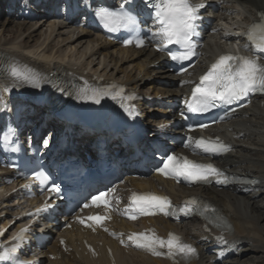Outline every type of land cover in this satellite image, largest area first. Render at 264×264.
<instances>
[{
  "label": "bare ground",
  "instance_id": "obj_1",
  "mask_svg": "<svg viewBox=\"0 0 264 264\" xmlns=\"http://www.w3.org/2000/svg\"><path fill=\"white\" fill-rule=\"evenodd\" d=\"M27 1L29 0H0V90L13 79L8 75L10 66L18 65L22 70L35 73L39 81H52L63 78L62 76L65 78L72 73V78L76 80H80V76H85L82 78L86 79L97 76L105 80L119 81L131 89L140 88V91H143L140 85L149 79L148 84L153 87L147 91L159 93L172 103L181 96L182 91L165 88L175 87L176 78L164 69L162 57L147 50L119 49L103 41L92 31L72 28L54 20L52 22L45 16L43 18L46 19L41 18V21H47L46 24H49V37L52 38L50 41L46 32L39 31L41 27L37 26V22L41 21L29 20ZM233 4L243 7V21L255 16L256 10L264 9V0H235ZM34 6H38V3ZM224 9L233 10L234 6ZM35 36L46 37L48 41L39 44L36 40L31 45ZM59 38L62 39L60 44ZM72 45H75L73 50L76 54L83 56L82 60L75 61L74 55H67L66 51ZM207 46L210 50L216 47L215 36L208 37ZM155 62L159 64L158 70L150 68ZM156 81L162 82L159 84L161 87L154 86ZM147 91L143 93L147 94ZM3 103L4 107L1 106ZM8 103L0 93L1 110H4ZM148 113L155 120L161 119V115L167 116L166 111L157 114L155 110H151ZM148 123L150 125L154 122L149 120ZM219 134L231 144L235 152L222 159L221 166L235 174L251 177L256 183L253 187L242 186L231 191L219 192L208 188L195 191L227 215L232 226V232L224 237L228 245L222 247L221 241L213 242L200 231L195 222L194 225L189 222L186 226L173 228L181 232L198 249L200 259L194 264H264V108H260L257 103L242 111ZM5 175V172L0 174V184ZM134 185L154 186L152 181L135 182ZM160 185L175 199L185 193V189L175 188L165 182ZM9 190L0 188V225L3 226L12 220V216L22 206L19 201H15L18 200L16 194L7 195ZM152 222L160 230L171 227L161 219ZM118 256L120 264H167L161 260L150 259L142 253H132L130 258H127L119 252ZM45 257L47 258V255Z\"/></svg>",
  "mask_w": 264,
  "mask_h": 264
},
{
  "label": "snow or ice",
  "instance_id": "obj_2",
  "mask_svg": "<svg viewBox=\"0 0 264 264\" xmlns=\"http://www.w3.org/2000/svg\"><path fill=\"white\" fill-rule=\"evenodd\" d=\"M129 7L124 4L119 9H111L106 6H99L94 11L95 18L110 32L126 30L129 33H136L139 29V19L131 10V0H125ZM146 6L151 9L149 18L155 27V31L149 32L151 39L158 42V51H168L169 56L174 61H184L195 55V44L193 37L198 35L201 19L199 12L204 5H193L191 0H145ZM247 39L251 42L255 52L251 56H238L226 54L220 56L208 69L206 74L200 78L199 84L195 86L192 92V100L188 102L189 112H204L211 108L221 105H232L248 97L251 93H264V13L260 14V22L252 24L247 32ZM124 43L131 44L133 40H125ZM137 47L144 45V39L137 36L135 41ZM169 45L179 46L182 49L179 54L168 48ZM245 49L248 46L245 45ZM8 75L17 83L29 84L32 87H39L38 76L31 70H22L18 65L10 66ZM108 88H81L78 98L91 101L95 104H101L105 98L113 101L119 100L120 107L124 108L129 115L133 114L131 106H125L122 97L123 90H116V86ZM10 89L5 86L4 91ZM135 97H128L134 99ZM207 127V125H202ZM48 140H44L47 146ZM187 147V145H185ZM197 148L203 153L219 154L228 151V147L217 141H205L200 139L196 142ZM165 176L183 177L192 183H212L227 184L237 178L228 177L225 173L215 168L212 164H201L188 160L186 157H177L168 155L163 160V166L157 169ZM43 176V173H38ZM255 183L254 181H247ZM54 191H59L58 186H54ZM105 193H100L92 198V203L97 204L102 201L107 207V200H104ZM133 204L132 212L140 215H149L163 213L165 216L177 217L180 214L189 215L194 208L191 207L199 203L196 199L186 201L183 207L175 208L167 197H160L152 193L136 194L130 197ZM88 205H85L87 207ZM47 207L43 211H47ZM209 210L204 206L201 215ZM214 211V210H213ZM130 218L135 219L136 215ZM207 219V216H205ZM90 220L100 222L103 217H89ZM222 217H216L220 221ZM83 222V221H81ZM27 229H22L13 240L16 242L12 247L0 245V264H22L19 260L20 245L23 243V236ZM151 234L132 233L128 240L140 249H145L153 255H166L168 258L177 260L178 258L184 264H190L191 260L198 256L196 249L185 243L174 233H169L168 238L164 239L157 236L154 230H149ZM3 233H0L2 235ZM115 235V234H113ZM223 240V237H219ZM123 243V241H121ZM160 249H167L162 253Z\"/></svg>",
  "mask_w": 264,
  "mask_h": 264
},
{
  "label": "rangeland",
  "instance_id": "obj_3",
  "mask_svg": "<svg viewBox=\"0 0 264 264\" xmlns=\"http://www.w3.org/2000/svg\"><path fill=\"white\" fill-rule=\"evenodd\" d=\"M47 23V21L46 22H37V26L38 27H41L40 28V30L39 31H41L42 30V32H46V36H48L49 37V31H48V28H49V24H46ZM49 23V22H48ZM13 26V25H12ZM13 29V28H12ZM43 38V39H42ZM42 38H39L38 36H35V38L33 39V41L31 42V45H33L34 44V42L37 40L38 41V43L39 44H42V43H45V42H47L48 40H47V38L46 37H43L42 36ZM49 40L51 41L52 40V38L51 37H49ZM61 41H62V39H60L59 38V40H58V43L60 44L61 43ZM66 44V43H65ZM64 44V45H65ZM62 45V44H61ZM74 46L75 45H72V46H69V48H68V50L66 51V53H67V55L68 56H72V55H74L76 58H75V61L76 60H79V59H81L82 60V58H83V56H81L80 54H76V51H74L73 50V48H74ZM64 47H66V46H64ZM63 47V48H64ZM62 48V49H63ZM80 50V49H79ZM78 58V59H77ZM195 223L193 222V223H191V225H194Z\"/></svg>",
  "mask_w": 264,
  "mask_h": 264
}]
</instances>
